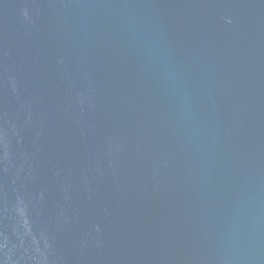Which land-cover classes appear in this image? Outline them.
Returning a JSON list of instances; mask_svg holds the SVG:
<instances>
[{
	"label": "water",
	"instance_id": "obj_1",
	"mask_svg": "<svg viewBox=\"0 0 264 264\" xmlns=\"http://www.w3.org/2000/svg\"><path fill=\"white\" fill-rule=\"evenodd\" d=\"M0 264H264V0H0Z\"/></svg>",
	"mask_w": 264,
	"mask_h": 264
}]
</instances>
